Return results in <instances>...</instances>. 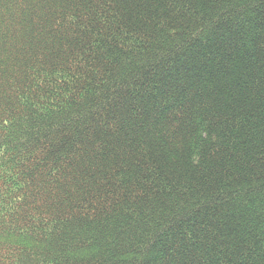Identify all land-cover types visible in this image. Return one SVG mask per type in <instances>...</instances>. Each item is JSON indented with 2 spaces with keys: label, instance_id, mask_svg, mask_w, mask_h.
Returning a JSON list of instances; mask_svg holds the SVG:
<instances>
[{
  "label": "trees",
  "instance_id": "trees-1",
  "mask_svg": "<svg viewBox=\"0 0 264 264\" xmlns=\"http://www.w3.org/2000/svg\"><path fill=\"white\" fill-rule=\"evenodd\" d=\"M0 264H264V0H0Z\"/></svg>",
  "mask_w": 264,
  "mask_h": 264
}]
</instances>
